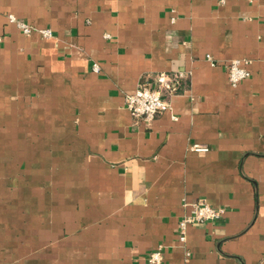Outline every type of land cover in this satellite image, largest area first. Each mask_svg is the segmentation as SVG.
Returning a JSON list of instances; mask_svg holds the SVG:
<instances>
[{"label":"crops","instance_id":"crops-1","mask_svg":"<svg viewBox=\"0 0 264 264\" xmlns=\"http://www.w3.org/2000/svg\"><path fill=\"white\" fill-rule=\"evenodd\" d=\"M0 36V264H264V0H0ZM198 200L225 212L183 241Z\"/></svg>","mask_w":264,"mask_h":264},{"label":"built area","instance_id":"built-area-1","mask_svg":"<svg viewBox=\"0 0 264 264\" xmlns=\"http://www.w3.org/2000/svg\"><path fill=\"white\" fill-rule=\"evenodd\" d=\"M13 21H16L19 28L26 34H32L35 31L42 33L46 37L52 35L50 28L39 29L34 25L17 20L14 15H10ZM2 37L0 36V41ZM207 57L212 59V55ZM248 59L234 58L227 65V73L229 81L233 85H237L240 81L249 77L251 71L248 69ZM95 69L98 65L95 64ZM187 71L175 70L172 72L160 71L138 86L125 94L126 107L131 111L135 118L147 122H152L160 112L170 107V97L178 91V85L187 77ZM194 148L199 147L198 144L193 145ZM225 212L223 207H216L205 200H198L192 203L191 210L184 215L180 221V239H187V228L189 224L194 222H204L222 217ZM147 259L153 264H163L164 262V247L158 248L149 252Z\"/></svg>","mask_w":264,"mask_h":264}]
</instances>
